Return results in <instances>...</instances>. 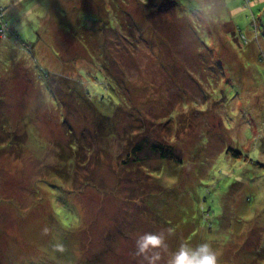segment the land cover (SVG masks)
<instances>
[{"label":"rangeland","instance_id":"1","mask_svg":"<svg viewBox=\"0 0 264 264\" xmlns=\"http://www.w3.org/2000/svg\"><path fill=\"white\" fill-rule=\"evenodd\" d=\"M161 2L0 0V264H148L145 232L155 264L204 240L264 264V0ZM146 132L182 163L123 167Z\"/></svg>","mask_w":264,"mask_h":264},{"label":"trees","instance_id":"2","mask_svg":"<svg viewBox=\"0 0 264 264\" xmlns=\"http://www.w3.org/2000/svg\"><path fill=\"white\" fill-rule=\"evenodd\" d=\"M164 0H162L163 2ZM181 1V0H180ZM161 2V4H162ZM82 14H85L86 17L82 18ZM77 17H80L82 19V21H80L79 19V23L78 25L80 27H83L85 24L86 20H90L91 22L95 23L97 20L96 19L97 16H92L91 14H87V12L85 11H81L80 14H78ZM2 17L0 16V21ZM3 23H6L5 25L9 26V23H7L6 18L4 19ZM112 21L110 20L111 24ZM5 25H2V23L0 22V30L4 31L5 29ZM95 26V25H93ZM112 27V25L110 26ZM197 35V33H196ZM198 36V35H197ZM200 40L202 42L205 43V38L200 37ZM43 75L45 76V78H47L46 82H45V86H47L46 88L49 89L51 91V93L53 94V96H55V91L51 90V88H57V77L52 75H49L45 72V74L43 73ZM113 82L111 81H107L106 82V91L105 94L103 96H101L100 98L102 99L101 102L105 103V104H109V100H113V97H115V101H113L114 104H119L121 103L119 98L116 94L114 96V94L109 93L108 89H113L115 86H113L112 84ZM59 88V87H58ZM86 90V89H85ZM105 99H107L108 101H104ZM93 109H95V111L98 113V115L100 114V117L102 120H106L109 116L107 113L100 111L99 109H97L96 104H92ZM99 110V111H98ZM168 118V117H167ZM167 121V120H166ZM102 128V125H101ZM101 130V129H100ZM97 133V135H99L98 131H95ZM101 132L104 133V137L109 138L112 137L113 132L109 131L108 127L106 126V130H101ZM130 137L128 138V140L126 142V144L123 145V149H124V160L121 161L123 167L127 166V168L129 169H133V166L137 165H141L143 166L145 163L144 159H146V153L151 152L153 155H155L157 158H160V160H171L174 162H177L178 164L182 163V159H181V154L178 151H175V147L171 144H167L166 142H164V140L159 139L158 137L156 138L155 136H151L148 134V132H146V135H142V137L135 139V134L133 135V133H129ZM157 136V135H156ZM135 139V142L134 140ZM71 147L73 149L77 148L78 142H75L74 144L70 143ZM231 153V155L234 158L240 157L241 156V152L232 148H227L226 153ZM155 173V171H154ZM152 174V173H150ZM146 197L151 196V193L148 192L145 195ZM56 215H59V222L61 224H63V226L69 227L68 222H70V217L71 214L69 216L70 213V208L68 206H66V204L64 203V205L58 207V209L55 210Z\"/></svg>","mask_w":264,"mask_h":264},{"label":"clouds","instance_id":"3","mask_svg":"<svg viewBox=\"0 0 264 264\" xmlns=\"http://www.w3.org/2000/svg\"><path fill=\"white\" fill-rule=\"evenodd\" d=\"M166 248L164 236L154 232H145L136 239V251L144 256L148 264H155L159 254L148 253L156 248ZM167 264H218V253L210 241L204 240L195 247L180 243L170 252Z\"/></svg>","mask_w":264,"mask_h":264}]
</instances>
